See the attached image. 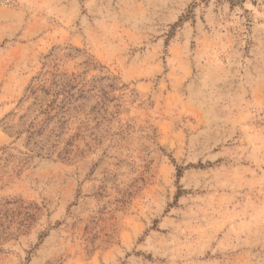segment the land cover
<instances>
[{
	"label": "rangeland",
	"instance_id": "374dc122",
	"mask_svg": "<svg viewBox=\"0 0 264 264\" xmlns=\"http://www.w3.org/2000/svg\"><path fill=\"white\" fill-rule=\"evenodd\" d=\"M0 264H264V0H0Z\"/></svg>",
	"mask_w": 264,
	"mask_h": 264
}]
</instances>
